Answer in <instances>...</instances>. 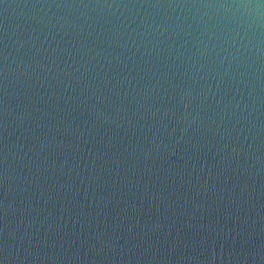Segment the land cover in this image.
<instances>
[{"label":"water","instance_id":"water-1","mask_svg":"<svg viewBox=\"0 0 264 264\" xmlns=\"http://www.w3.org/2000/svg\"><path fill=\"white\" fill-rule=\"evenodd\" d=\"M228 2L0 0V264H264V28Z\"/></svg>","mask_w":264,"mask_h":264},{"label":"clouds","instance_id":"clouds-1","mask_svg":"<svg viewBox=\"0 0 264 264\" xmlns=\"http://www.w3.org/2000/svg\"><path fill=\"white\" fill-rule=\"evenodd\" d=\"M197 8L217 10L232 25L235 37L241 41L264 28V0H232L228 3L202 4ZM251 42L248 40L249 44Z\"/></svg>","mask_w":264,"mask_h":264}]
</instances>
